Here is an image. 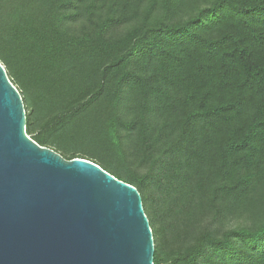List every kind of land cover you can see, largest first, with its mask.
<instances>
[{
	"label": "trees",
	"instance_id": "16d2710c",
	"mask_svg": "<svg viewBox=\"0 0 264 264\" xmlns=\"http://www.w3.org/2000/svg\"><path fill=\"white\" fill-rule=\"evenodd\" d=\"M0 61L40 145L97 113L59 153L138 189L154 264H264V0H0Z\"/></svg>",
	"mask_w": 264,
	"mask_h": 264
},
{
	"label": "water",
	"instance_id": "95a60500",
	"mask_svg": "<svg viewBox=\"0 0 264 264\" xmlns=\"http://www.w3.org/2000/svg\"><path fill=\"white\" fill-rule=\"evenodd\" d=\"M138 189L26 133L22 95L0 61V264H154Z\"/></svg>",
	"mask_w": 264,
	"mask_h": 264
},
{
	"label": "rangeland",
	"instance_id": "374dc122",
	"mask_svg": "<svg viewBox=\"0 0 264 264\" xmlns=\"http://www.w3.org/2000/svg\"><path fill=\"white\" fill-rule=\"evenodd\" d=\"M11 70L13 71V69ZM13 72L15 73H13V78L16 80L17 86L21 90L22 94L27 96L29 99L26 112H28L31 117V125L33 128H39L45 120L53 115V113L59 111V108H55L53 110L52 107H56V103L51 104L47 102V100L37 103V101L34 99L35 94L33 89L29 91L26 90L23 87V82L20 81L21 79L19 80L17 78L18 72L16 70ZM99 119L100 117L94 112H80L73 115L60 128L54 130L55 135H57V138L61 139V142L55 140V142H52L53 147L51 148H60L57 150H59L58 152H62L61 147L63 146V149L65 147L75 151L99 155L100 151L97 147L100 146L98 145L93 148L95 142H92L93 138L91 134L93 129H97L99 125H101V123L98 121ZM238 221H240L238 218H233L227 225H232Z\"/></svg>",
	"mask_w": 264,
	"mask_h": 264
}]
</instances>
